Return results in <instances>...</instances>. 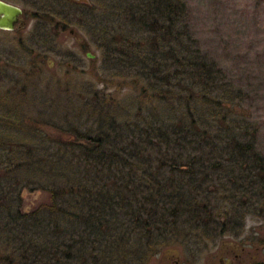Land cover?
Here are the masks:
<instances>
[{"label":"trees","instance_id":"trees-1","mask_svg":"<svg viewBox=\"0 0 264 264\" xmlns=\"http://www.w3.org/2000/svg\"><path fill=\"white\" fill-rule=\"evenodd\" d=\"M102 1L101 12L96 7L86 14L102 62L129 81L137 96L124 98L121 86L107 94L108 100L96 92L87 107L96 127L62 131L66 136L50 156L55 162L50 161L46 187L47 216L42 211L10 216L21 222V242L26 243L25 231L35 228L47 235L39 247L56 253L58 239H48L47 227L54 223L51 231L60 228L64 237L85 221L83 232L98 243L93 249L100 261L147 264L162 244L194 243L196 256L223 236L240 238L248 215L264 223L260 128L239 108L243 91L197 46L188 5L184 0ZM50 2L58 8L75 0ZM46 8L35 6L34 29L54 37L71 24V13ZM34 63L40 64L39 58ZM25 145L22 155L28 156L31 147ZM1 155L0 149V177ZM70 248L85 250L79 244ZM88 251L91 261L97 253Z\"/></svg>","mask_w":264,"mask_h":264},{"label":"rangeland","instance_id":"rangeland-1","mask_svg":"<svg viewBox=\"0 0 264 264\" xmlns=\"http://www.w3.org/2000/svg\"><path fill=\"white\" fill-rule=\"evenodd\" d=\"M3 1L23 10L24 26L0 30V100L5 98L0 107V130L7 128L6 133L0 131L1 156L5 162V174L0 177V264H119L110 259L100 261V253L93 249L98 243L93 237H86L87 231L83 232L85 221L78 231L64 237L60 228L51 231L55 225L50 222L48 239H58L56 253L39 247L38 242L47 235L37 234L35 228L25 231L26 243L21 242L22 235H18L21 222L10 221L15 212L25 218L32 211H42L47 216L46 187L51 180H48L50 161L55 162L50 156L59 150L61 136H66L62 131L73 127L85 133L96 127V117L87 108L96 92L103 96L116 94L121 86L124 98L137 96L128 87L129 81L123 82L121 75L107 70L98 41L93 37L86 14L96 7L101 12L103 1L75 0L71 6L64 3L58 8L51 7L50 0H37V6L35 0ZM184 1L189 8L190 34L196 38L197 46L215 59L229 82L243 91L246 99L239 108L260 128L258 149L264 152V0ZM35 6L55 9L62 15L71 13L68 17L71 24L54 37L39 35V30L34 29L36 20H30L32 12L39 14ZM36 58L40 64L34 63ZM28 142L31 154L22 155V147ZM43 224L46 225L45 221ZM244 224L240 238L223 236L196 256L194 243L162 244L147 264H220L223 256L229 259V264L264 261V223L256 215H248ZM75 244L84 248V252H73L70 246ZM88 250L97 253L94 259L90 257L91 261Z\"/></svg>","mask_w":264,"mask_h":264},{"label":"water","instance_id":"water-1","mask_svg":"<svg viewBox=\"0 0 264 264\" xmlns=\"http://www.w3.org/2000/svg\"><path fill=\"white\" fill-rule=\"evenodd\" d=\"M22 17V9L18 8V6H15L13 3L9 4L0 0V30L11 31L12 29L17 28L18 25L22 27ZM89 57L93 58L90 54ZM255 264H264V262L257 261Z\"/></svg>","mask_w":264,"mask_h":264},{"label":"flooded vegetation","instance_id":"flooded-vegetation-1","mask_svg":"<svg viewBox=\"0 0 264 264\" xmlns=\"http://www.w3.org/2000/svg\"><path fill=\"white\" fill-rule=\"evenodd\" d=\"M36 2H37V0H35ZM34 4H35V2H34ZM36 6L38 5V2H37V4H35ZM22 13H23V10H22ZM33 14H32V17L30 18V20L31 19H33V16H34V14H36V15H38V13L36 12H32ZM23 17H24V13H23ZM22 17V18H23ZM23 20V19H22ZM24 26V20H23V23H22V27ZM22 27H20V25H18L17 26V28H14L15 30L16 29H20V28H22ZM14 29H12V30H14ZM3 30V29H2ZM228 258L227 257H224L223 256V258L221 259V261H220V264H229L228 263ZM264 262V261H259L258 259H255V260H250L249 262L247 261H245V260H241V261H239V262H236V263H234V264H237V263H239V264H255V262Z\"/></svg>","mask_w":264,"mask_h":264}]
</instances>
